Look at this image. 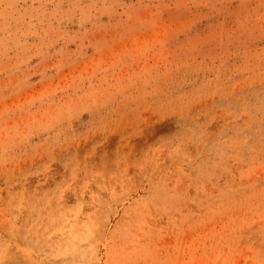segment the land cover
Returning <instances> with one entry per match:
<instances>
[{
  "label": "rangeland",
  "instance_id": "rangeland-1",
  "mask_svg": "<svg viewBox=\"0 0 264 264\" xmlns=\"http://www.w3.org/2000/svg\"><path fill=\"white\" fill-rule=\"evenodd\" d=\"M0 264H264V0H0Z\"/></svg>",
  "mask_w": 264,
  "mask_h": 264
}]
</instances>
